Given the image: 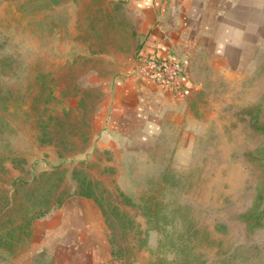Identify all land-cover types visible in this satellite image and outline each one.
Returning a JSON list of instances; mask_svg holds the SVG:
<instances>
[{
	"label": "rangeland",
	"instance_id": "obj_1",
	"mask_svg": "<svg viewBox=\"0 0 264 264\" xmlns=\"http://www.w3.org/2000/svg\"><path fill=\"white\" fill-rule=\"evenodd\" d=\"M139 24L120 0H0V264H64L36 233L75 196L105 264H264V48L239 77L197 59L178 128L131 154L97 117Z\"/></svg>",
	"mask_w": 264,
	"mask_h": 264
},
{
	"label": "crops",
	"instance_id": "obj_2",
	"mask_svg": "<svg viewBox=\"0 0 264 264\" xmlns=\"http://www.w3.org/2000/svg\"><path fill=\"white\" fill-rule=\"evenodd\" d=\"M120 1L139 14L140 24L132 53L117 63L97 125L102 138L121 139L126 152L145 155L157 152L183 120L184 101L195 88L192 72L197 59L229 77L249 71L264 48V0ZM146 55L181 64L183 94L137 73L138 57ZM180 148L175 152H186V145ZM101 229L92 201L75 196L40 225L36 236L63 251L64 264H105Z\"/></svg>",
	"mask_w": 264,
	"mask_h": 264
},
{
	"label": "built area",
	"instance_id": "obj_3",
	"mask_svg": "<svg viewBox=\"0 0 264 264\" xmlns=\"http://www.w3.org/2000/svg\"><path fill=\"white\" fill-rule=\"evenodd\" d=\"M181 64L173 59L156 56L138 58L136 71L140 76L150 78L166 90L183 94L180 86Z\"/></svg>",
	"mask_w": 264,
	"mask_h": 264
},
{
	"label": "trees",
	"instance_id": "obj_4",
	"mask_svg": "<svg viewBox=\"0 0 264 264\" xmlns=\"http://www.w3.org/2000/svg\"><path fill=\"white\" fill-rule=\"evenodd\" d=\"M151 56H153V55L140 56L138 58H141V57H151Z\"/></svg>",
	"mask_w": 264,
	"mask_h": 264
}]
</instances>
